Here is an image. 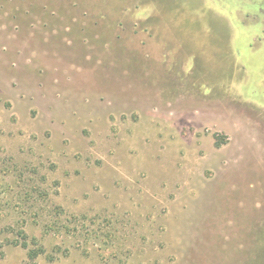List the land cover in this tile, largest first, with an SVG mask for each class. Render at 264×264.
Wrapping results in <instances>:
<instances>
[{"label": "rangeland", "instance_id": "374dc122", "mask_svg": "<svg viewBox=\"0 0 264 264\" xmlns=\"http://www.w3.org/2000/svg\"><path fill=\"white\" fill-rule=\"evenodd\" d=\"M255 1L0 0V264H264Z\"/></svg>", "mask_w": 264, "mask_h": 264}, {"label": "trees", "instance_id": "16d2710c", "mask_svg": "<svg viewBox=\"0 0 264 264\" xmlns=\"http://www.w3.org/2000/svg\"><path fill=\"white\" fill-rule=\"evenodd\" d=\"M23 241L21 242L22 246L25 247V248H29L30 246V243L29 241L25 240L27 239V236L24 234L23 236ZM45 250L42 246H37V247H34V248H29L28 250V259L27 261L25 262V264H38V260H39V257L41 255H43L42 253H44ZM47 258L49 260L50 263H53L55 262V260L57 259L56 256H53V255H48L47 254Z\"/></svg>", "mask_w": 264, "mask_h": 264}, {"label": "crops", "instance_id": "0c3cea01", "mask_svg": "<svg viewBox=\"0 0 264 264\" xmlns=\"http://www.w3.org/2000/svg\"><path fill=\"white\" fill-rule=\"evenodd\" d=\"M257 1H258V0H256L255 2H253V8H254V9H253L252 11H254V12H255V8H256V3H257ZM251 13H252V12H251Z\"/></svg>", "mask_w": 264, "mask_h": 264}, {"label": "flooded vegetation", "instance_id": "af4514ba", "mask_svg": "<svg viewBox=\"0 0 264 264\" xmlns=\"http://www.w3.org/2000/svg\"><path fill=\"white\" fill-rule=\"evenodd\" d=\"M264 1V0H263ZM263 9V8H262ZM253 13H254V11H253ZM251 14V13H250Z\"/></svg>", "mask_w": 264, "mask_h": 264}]
</instances>
